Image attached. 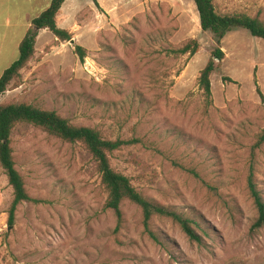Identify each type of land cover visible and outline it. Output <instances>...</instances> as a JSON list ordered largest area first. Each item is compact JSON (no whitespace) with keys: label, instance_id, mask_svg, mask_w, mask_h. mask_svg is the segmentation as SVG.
I'll return each instance as SVG.
<instances>
[{"label":"rangeland","instance_id":"obj_1","mask_svg":"<svg viewBox=\"0 0 264 264\" xmlns=\"http://www.w3.org/2000/svg\"><path fill=\"white\" fill-rule=\"evenodd\" d=\"M10 2L21 15L49 4ZM213 3L220 13L264 22V0ZM57 23L76 43L39 33L35 54L0 104H32L107 139L134 140L110 154L112 167L208 233L192 241L171 219L154 216L155 242L142 209L128 200L119 223L105 208L108 191L83 142L19 123L11 135L14 159L33 200L18 206L9 226L14 191L0 165V263L264 264V228L252 227L257 209L248 183L252 173L264 195V143L257 146L264 131V39L245 29L226 35L208 104L199 77L217 44L202 30L193 0H66ZM20 33L0 70L19 57ZM192 40L200 44L195 55L171 52ZM77 45L87 51L84 61Z\"/></svg>","mask_w":264,"mask_h":264},{"label":"trees","instance_id":"obj_2","mask_svg":"<svg viewBox=\"0 0 264 264\" xmlns=\"http://www.w3.org/2000/svg\"><path fill=\"white\" fill-rule=\"evenodd\" d=\"M65 1L51 0L49 7L33 19L32 27L20 43L18 59L0 77V96L6 93L12 81L19 77L20 71L35 54L37 38L42 30H49L61 41H70L72 39V33L60 27L57 23V17ZM193 1L197 7L202 30L212 34L217 44L212 53V58L201 71L199 77V84L204 90L205 98L208 104H212L211 76L216 70V60L221 61L225 56L221 47L222 40L228 33L237 29H245L252 36L264 39V22L245 13H220L217 11L213 0ZM199 51V42L192 40L171 52L177 56H183L195 55ZM76 53L81 61L85 60L87 51L84 47L77 45ZM225 79L228 80L227 78ZM258 92L261 94L259 88ZM19 123H29L41 127L49 134L58 136L64 141L71 143L83 142L95 160L102 183L108 191L105 208L115 211L119 223L123 220L121 205L123 201L128 200L142 209L145 232L155 242H159V237L151 227V221L154 216L171 219L179 225L192 241L201 242L202 237L199 231L205 234L208 233L207 229L202 226L201 221L191 217L184 211L147 198L134 186L127 175L116 171L112 167L110 154L134 143V140L107 139L95 128L76 126L56 111L42 109L28 103L0 104V165L4 169L9 184L14 191V199L8 213L7 223L9 226H13L15 223L18 206L24 201L33 200L26 190L24 178L16 168L14 159L11 135L13 129ZM263 143L264 131L257 146H261ZM248 183L250 194L257 209V217L252 227L254 229L264 228V195L256 184L252 173Z\"/></svg>","mask_w":264,"mask_h":264},{"label":"crops","instance_id":"obj_3","mask_svg":"<svg viewBox=\"0 0 264 264\" xmlns=\"http://www.w3.org/2000/svg\"><path fill=\"white\" fill-rule=\"evenodd\" d=\"M36 1L39 0H24V2L29 3L30 6H34L36 4ZM50 3L51 0H47L46 2L47 6L42 7L40 11H38L35 14H32L31 12L28 11L21 15L17 11V9H15V11L11 9L10 0H0V63L1 60H3L7 54V50H8L7 46L10 40L12 39L13 35L15 34V32L16 31L22 32L20 33V36H18L15 39V49L17 50L21 41L27 34L28 30L32 27L33 19L39 16L44 10H46L49 7ZM45 30H42L41 32ZM15 52L16 51H14V53ZM17 59H15L13 62H15ZM11 64L7 66V68L10 67ZM3 69L0 70V77L3 74V72L6 70Z\"/></svg>","mask_w":264,"mask_h":264},{"label":"water","instance_id":"obj_4","mask_svg":"<svg viewBox=\"0 0 264 264\" xmlns=\"http://www.w3.org/2000/svg\"><path fill=\"white\" fill-rule=\"evenodd\" d=\"M69 42H70V44H72V45L76 43L75 39H71ZM11 228H12V227H10L9 230H10Z\"/></svg>","mask_w":264,"mask_h":264}]
</instances>
